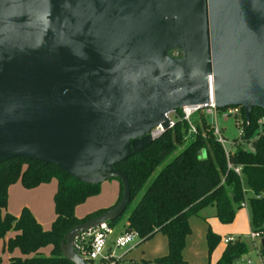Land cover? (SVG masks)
Instances as JSON below:
<instances>
[{
  "label": "water",
  "instance_id": "1",
  "mask_svg": "<svg viewBox=\"0 0 264 264\" xmlns=\"http://www.w3.org/2000/svg\"><path fill=\"white\" fill-rule=\"evenodd\" d=\"M211 100L242 107L246 121L264 110V0H0V163L122 186L116 205L63 235L72 264H89L76 235L130 201L114 165L167 129V113Z\"/></svg>",
  "mask_w": 264,
  "mask_h": 264
},
{
  "label": "trees",
  "instance_id": "2",
  "mask_svg": "<svg viewBox=\"0 0 264 264\" xmlns=\"http://www.w3.org/2000/svg\"><path fill=\"white\" fill-rule=\"evenodd\" d=\"M239 112L242 134L232 140L227 154L213 134L208 117L199 111L192 117L196 133L188 135V125L178 121L141 151L114 165L126 175L129 183L127 207L136 199L124 231H135L141 240L157 232L166 237L167 253L156 258L157 264H184L189 217L212 206L220 223H230L245 199V189L252 192L247 199L251 229L264 235V124L257 123L264 116V110L252 108L249 121L240 106ZM246 143H250L252 151L245 149ZM238 166L240 171L236 173L233 167ZM52 179L56 180L55 218L49 229H43L25 207L18 215L6 211L9 185L20 181L25 188H33ZM116 180L119 195L114 205L122 195L121 183ZM99 185L82 182L52 163L24 158L1 162L0 240L7 251L18 249L20 252V255L10 256L8 264H72L59 249L65 232L114 206L99 208L83 217L75 215V207L97 194ZM121 215L108 224L114 227ZM9 232L13 235L4 240ZM219 241L220 236L208 228L207 252L211 253ZM47 246H51L50 252L44 254L41 249ZM246 253V244L236 239L226 243L219 258L208 264H246L243 259ZM259 253L264 257L262 244Z\"/></svg>",
  "mask_w": 264,
  "mask_h": 264
},
{
  "label": "rangeland",
  "instance_id": "3",
  "mask_svg": "<svg viewBox=\"0 0 264 264\" xmlns=\"http://www.w3.org/2000/svg\"><path fill=\"white\" fill-rule=\"evenodd\" d=\"M217 126L220 130L221 136L224 138L226 149H230L232 147V140L236 138L240 132V127L235 125L232 116H228L227 119L218 116ZM113 181L118 184L115 178L107 179L105 182L103 181L104 183L101 182L98 193L90 196V200H88V197V199H85L84 202L80 203L77 213L86 210L84 213L86 214L88 209L100 206V204L104 202V199L111 195L112 191L110 185ZM251 195L252 192L245 189V205L236 209L234 218L230 223H220L215 216V209L212 206H206L201 209L197 215L189 217V233L185 238V246L183 248L184 264H208V262L216 260L220 255L223 245L221 238L225 236L240 239L246 244L247 253L243 258L248 257L251 264H264V257L258 251L261 240L264 239V235L258 233L253 239L254 242L249 236L252 229L249 222L250 211L247 199ZM19 199V196L18 198L14 197L11 204L13 205V203L17 202ZM48 201L53 204V196H51ZM135 203L136 199L130 203L121 217L117 220L114 226L115 231L122 229L123 223H125L126 218ZM208 228L221 237L211 253L207 252L206 244V232ZM117 250V254L121 255L118 264H157L156 258L167 253V241L163 233L157 232L145 240L136 238L131 245ZM43 252L47 253V250L43 249ZM3 253L6 258V250ZM3 253L0 251V256Z\"/></svg>",
  "mask_w": 264,
  "mask_h": 264
},
{
  "label": "built area",
  "instance_id": "4",
  "mask_svg": "<svg viewBox=\"0 0 264 264\" xmlns=\"http://www.w3.org/2000/svg\"><path fill=\"white\" fill-rule=\"evenodd\" d=\"M171 56L179 57V54L176 50H171ZM211 77L209 76V79ZM219 110L212 100L203 106L194 105V106H183L181 109L169 112L166 114L168 119V128H171L178 121H183L188 125V135L196 133V126L193 123L192 117L201 111L205 116L208 117L209 123L212 126L213 134L216 136V139L223 145L225 153H228L224 145V138L220 134V130L217 126V117L221 116L223 119H227L228 116H232L237 127H240V132L237 136L240 137L242 134V118L239 112V106H228ZM257 123L259 125L264 124V116H261ZM162 125L159 123L153 127L148 134L151 138L155 139L159 137L164 131ZM245 149L252 151L253 148L250 143L245 144ZM233 170L236 173H239L240 167H233ZM245 205V199L241 202V206ZM114 227L108 224V222H102L99 225L79 233L74 238V248L76 252L83 257L89 264H118V261L121 259V256L117 254V249L125 248L131 245L138 235L135 231H123L115 236ZM257 232H250V238L254 242V237L257 235ZM224 244L236 240L234 237L225 236L221 238ZM109 242V245H108ZM257 247V246H256ZM259 251V250H258ZM246 264H251L248 259L243 258ZM264 263V259H263Z\"/></svg>",
  "mask_w": 264,
  "mask_h": 264
},
{
  "label": "crops",
  "instance_id": "5",
  "mask_svg": "<svg viewBox=\"0 0 264 264\" xmlns=\"http://www.w3.org/2000/svg\"><path fill=\"white\" fill-rule=\"evenodd\" d=\"M104 182H102V183H104ZM110 189L112 191L111 195L104 199V202H102L100 204V206H98L99 208L111 207L117 201L118 195H119V183L117 184L115 181H113V183L110 185ZM55 190H56V180L55 179H52L51 181H49L47 183L39 184L33 188H25L20 183V181H17L15 183L9 185V187L7 189L6 211L10 214L18 215L19 212L21 211V209L23 207H25V208L29 209V211L32 213L34 218L38 221V223L40 224V226L43 229H45V230L49 229L52 221L55 218V213H54L53 204H51L50 201H48V199H50L51 196L54 195ZM45 193H46V197H45ZM18 196L20 197V199L17 202H14L12 205L11 204L12 199L14 197L18 198ZM90 199H91V197H89L88 200H90ZM11 205H12V207H11ZM79 205L80 204H78L74 210V213L77 217H83L87 213L99 209L98 207H93L91 209H88L86 214H84L86 210H83V211L77 213V209H78ZM124 225H125V223H123V227L119 231H115V229H114L113 236H115L119 233H122L124 231ZM11 235H13V232L7 233V235H5L4 240H6L7 237L11 236ZM108 245H109V242H108ZM224 246H225V244L223 243L221 251L224 248ZM50 248H51V246H47V247L43 248V249L47 250V253L43 252V249H41V252L48 254L50 252ZM5 250L6 249L3 248V240H0V251L3 253ZM221 251H220V254H221ZM12 255H20L19 250L14 249L11 252L6 250V258H5L4 253L1 254L0 264H8V260H9L10 256H12ZM118 255H120V254H118ZM219 256L216 258V260L219 258ZM246 259H249V258L246 257ZM216 260L210 261V262L213 263Z\"/></svg>",
  "mask_w": 264,
  "mask_h": 264
},
{
  "label": "flooded vegetation",
  "instance_id": "6",
  "mask_svg": "<svg viewBox=\"0 0 264 264\" xmlns=\"http://www.w3.org/2000/svg\"><path fill=\"white\" fill-rule=\"evenodd\" d=\"M177 51V53L179 54V56H180V51H178V50H176ZM172 54V51L170 52V55Z\"/></svg>",
  "mask_w": 264,
  "mask_h": 264
}]
</instances>
